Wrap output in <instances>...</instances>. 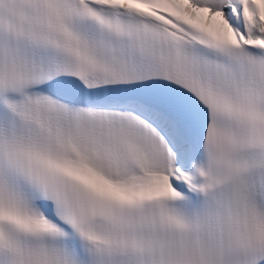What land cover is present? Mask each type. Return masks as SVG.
<instances>
[{"label":"snow or ice","instance_id":"6c2138e0","mask_svg":"<svg viewBox=\"0 0 264 264\" xmlns=\"http://www.w3.org/2000/svg\"><path fill=\"white\" fill-rule=\"evenodd\" d=\"M0 264H264V0H0Z\"/></svg>","mask_w":264,"mask_h":264}]
</instances>
